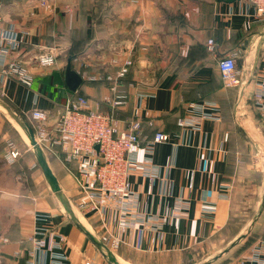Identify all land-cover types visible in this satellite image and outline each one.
<instances>
[{"label": "crops", "instance_id": "0c3cea01", "mask_svg": "<svg viewBox=\"0 0 264 264\" xmlns=\"http://www.w3.org/2000/svg\"><path fill=\"white\" fill-rule=\"evenodd\" d=\"M41 1L0 0L2 25L13 26L23 40L14 57L34 77L28 89L15 79L3 83L0 72V264H54L55 254L67 264H182L184 258L186 264H220L231 258L249 238H221L234 202L238 156L231 143L261 121L254 97L264 82V16L249 0ZM50 49L55 65L39 66L38 56ZM231 53L238 55V84L225 88L217 61ZM69 59L82 78L77 92L94 109L110 111L108 100L119 97L124 104L113 114L121 130L143 120L139 163L129 180L147 226L122 232L117 212L80 209L78 164L68 163L62 148L31 147V113L55 118L77 93L65 83ZM128 59L125 80L113 91L107 77ZM195 104L213 117L202 118ZM180 119L193 126H180ZM157 132L170 141L152 145ZM10 144L19 151L13 162L6 158ZM44 229L64 240L35 255L30 237ZM255 245L228 264H256L248 253Z\"/></svg>", "mask_w": 264, "mask_h": 264}, {"label": "built area", "instance_id": "2783aa9c", "mask_svg": "<svg viewBox=\"0 0 264 264\" xmlns=\"http://www.w3.org/2000/svg\"><path fill=\"white\" fill-rule=\"evenodd\" d=\"M256 8L260 17L264 16V0H249ZM47 0H42L45 6ZM23 40L18 37L16 29L4 27L0 18V72L1 80L6 83L9 79H15L20 85L30 89L34 83L33 74L28 67L14 54L21 47ZM215 41L208 40V49L215 51ZM237 53L227 54L217 61L225 88H234L238 84ZM41 67H52L56 63L53 49L41 54L37 58ZM131 60H126L115 77L108 76V80H114L112 90L119 86V79L123 78ZM101 79L100 76L92 79ZM254 101L260 119L264 122V82L258 88ZM113 108L122 106L123 100L116 97L108 100ZM192 109H200L201 117L212 118L211 114L202 111L204 104L192 105ZM216 109L215 105H212ZM147 115V114H146ZM48 112L34 110L31 115V126L33 128L36 146L40 149L53 150L62 148L66 153V161L78 164L77 179L79 189L78 207L83 210H95L98 213L105 209H111L120 216L122 232H126L134 224H149L148 218L142 217L138 211L139 200L133 191L130 176L136 171L139 163V152L142 140L140 132L143 126L142 118L138 117L130 123L126 130H121L119 123L110 111H99L94 109L89 99L78 97L68 99L61 107L55 118ZM179 125L193 126L180 119ZM170 136L164 132H157L150 143H167ZM19 156V151L14 144L9 145L6 158L13 162ZM154 172L148 174L153 178ZM230 189V185H224ZM179 209L177 213L180 211ZM214 211V208H210ZM150 222L154 219L150 218ZM162 221H166L165 218ZM64 238L57 231L39 230L30 237L33 244V252L43 256L46 251H53ZM107 240V238H104ZM115 246L117 240H113ZM248 253L254 256L256 264H264V240H260ZM247 253V254H248ZM28 264H46L43 261H30ZM54 264H67L64 256L55 254ZM84 264H90L85 262Z\"/></svg>", "mask_w": 264, "mask_h": 264}, {"label": "rangeland", "instance_id": "374dc122", "mask_svg": "<svg viewBox=\"0 0 264 264\" xmlns=\"http://www.w3.org/2000/svg\"><path fill=\"white\" fill-rule=\"evenodd\" d=\"M235 149L238 159L232 170L235 187L232 219L221 238L226 240L238 234L252 236L256 233L257 244L264 239V122L259 121L253 132L238 135ZM206 254L204 252L203 259L209 258L210 255ZM198 259L202 260L200 257ZM182 260V264L187 263L185 258ZM205 263L206 261L202 262Z\"/></svg>", "mask_w": 264, "mask_h": 264}, {"label": "water", "instance_id": "95a60500", "mask_svg": "<svg viewBox=\"0 0 264 264\" xmlns=\"http://www.w3.org/2000/svg\"><path fill=\"white\" fill-rule=\"evenodd\" d=\"M225 1L226 2H232L234 0H225ZM65 83H66L67 88L72 92H77L78 88L80 87V85L82 83L81 76L77 72L72 70V68H71V59H69L68 64L66 66ZM32 136H33L32 144L34 146H36L33 132H32ZM36 148H38V147H36ZM48 174H49L50 178L52 179V181L54 182V184H57L54 177L50 173H48Z\"/></svg>", "mask_w": 264, "mask_h": 264}, {"label": "trees", "instance_id": "16d2710c", "mask_svg": "<svg viewBox=\"0 0 264 264\" xmlns=\"http://www.w3.org/2000/svg\"><path fill=\"white\" fill-rule=\"evenodd\" d=\"M220 75H221V73H220ZM62 76H64V74L62 75ZM222 78V77H221ZM122 80V84H123V82H124V77H123V79L121 78L119 81H121ZM106 81V80H105ZM107 82V81H106ZM120 83V82H119ZM80 92V91H79ZM79 92H77V93H72L71 94V99H76V98H78V97H85L81 92L79 93ZM86 98V97H85ZM88 99V98H87ZM113 109L114 108H112L111 110H110V112L113 114ZM114 115V114H113ZM143 126H144V123H143ZM142 126V127H143ZM232 144V148L233 149H235V140H234V143L232 142L231 143ZM257 239V237H256V233L255 234H253L252 236H249V238L243 243V244H241L237 249H236V251L232 254V257L231 258H227V259H225L224 261H222L220 264H228L230 261H231V259H233L234 257H236V256H238V255H240V253H242L244 250H246L255 240Z\"/></svg>", "mask_w": 264, "mask_h": 264}]
</instances>
